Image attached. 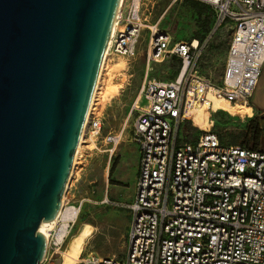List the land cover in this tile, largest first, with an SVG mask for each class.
I'll return each mask as SVG.
<instances>
[{
	"label": "built area",
	"instance_id": "built-area-1",
	"mask_svg": "<svg viewBox=\"0 0 264 264\" xmlns=\"http://www.w3.org/2000/svg\"><path fill=\"white\" fill-rule=\"evenodd\" d=\"M197 1L215 10L213 32L226 24L232 30L220 84L198 71L212 34L203 41H174L150 20L144 0H122L106 58L134 57L145 30L147 72L172 58L180 61V71L168 82L145 78L132 105L139 165L134 198L124 204L130 212L126 257L91 253L82 264H264V148L223 143L213 121L179 142L182 124L195 122L186 111L208 100L210 90L232 104H249L264 67V0ZM93 109L87 132L98 136L104 123ZM123 136L119 131L104 138L111 155ZM61 222L59 217L49 232L44 260L63 246Z\"/></svg>",
	"mask_w": 264,
	"mask_h": 264
},
{
	"label": "water",
	"instance_id": "water-1",
	"mask_svg": "<svg viewBox=\"0 0 264 264\" xmlns=\"http://www.w3.org/2000/svg\"><path fill=\"white\" fill-rule=\"evenodd\" d=\"M122 0H0V264H41Z\"/></svg>",
	"mask_w": 264,
	"mask_h": 264
},
{
	"label": "rangeland",
	"instance_id": "rangeland-1",
	"mask_svg": "<svg viewBox=\"0 0 264 264\" xmlns=\"http://www.w3.org/2000/svg\"><path fill=\"white\" fill-rule=\"evenodd\" d=\"M144 3V8L151 13L150 20L160 22L161 30L168 32L174 41L190 40L194 35L203 37L206 32L200 23L204 20H210L211 29L214 27L212 13L199 17L185 0H144ZM231 37L230 25L216 30L201 59L200 74L216 84L222 80ZM148 41V31L144 30L134 57L109 55L103 59L93 112L102 117L104 125L100 135L94 136L90 132L85 135L65 192L67 206L77 208L80 213L70 220L59 252H49L41 264H60L69 251L72 237L81 233L85 223L93 229L77 264H82L91 253L118 259L126 257L130 214L124 204L128 202L129 194L135 191L138 169L137 155L134 154L136 147L131 136L136 118L132 105L145 78L168 82L174 80L180 71L179 63L170 60L152 65L147 72L145 52ZM254 98L255 94L244 109L219 97H211L195 109H188L187 116L193 117L195 122L191 120L182 124L179 142L182 144L195 138L201 133V127L210 128L213 121L212 129L223 142L255 145V132L259 129L263 140L258 146L264 147V110L256 108ZM147 103L143 99L141 105ZM208 108L216 113L211 114ZM119 131H124L123 140L111 155L104 138L110 132ZM115 161L116 167L110 175Z\"/></svg>",
	"mask_w": 264,
	"mask_h": 264
},
{
	"label": "bare ground",
	"instance_id": "bare-ground-1",
	"mask_svg": "<svg viewBox=\"0 0 264 264\" xmlns=\"http://www.w3.org/2000/svg\"><path fill=\"white\" fill-rule=\"evenodd\" d=\"M116 22H117V20H116ZM116 22H115L114 28L112 30V35H113L114 31H115ZM109 43H110V41H109ZM108 46H109V44H108ZM104 57L106 58V54H105ZM102 70H101V73H102ZM101 73H100V76L98 78L97 86H96L95 93H94V96H93V99H92V102H91V105H90V108H89L88 115L86 117V121H85L84 129H83V132H82L81 140H80L79 146L77 148V152L75 154V162L73 164V169H72L71 174H70V179H71V177H72V175L74 173V168H75V164H76V161H77V157L79 155L82 143L84 142V139H85V135H86V132H87V123H88V120L90 118V112H91V110L93 108V105H94L96 92H97V89H98V86H99V81H100V78H101ZM211 97L223 98V97L218 96L214 90H210L208 92V99H210ZM223 99H225V98H223ZM234 105L236 107H238V108H243V109L248 107V105H245L244 103H239V104H234ZM67 187H68V184H67ZM64 205H65V195L63 197L62 206H64ZM79 213H80V211L77 208L70 207V208H68L66 210H63L62 207H61L58 217L55 218V220H53L51 222H43L40 225L39 230L47 238L48 235H49L50 230H52L55 227V225L58 222V218L60 217V218H62L64 220V222L67 223V224H64V226L62 225L63 227H61V235L63 236L64 233L66 232L67 228H68L70 220L71 219H75L76 217H78ZM92 229H93V227H91L89 224L85 223L84 224V229L81 231V233L79 235L76 234V235H74L72 237V239L70 241V244L68 246L69 251H68L66 257L63 258V261L60 264H77L78 263L79 256H80L81 253H83L85 242H86L87 238L90 236V234L92 233Z\"/></svg>",
	"mask_w": 264,
	"mask_h": 264
},
{
	"label": "crops",
	"instance_id": "crops-1",
	"mask_svg": "<svg viewBox=\"0 0 264 264\" xmlns=\"http://www.w3.org/2000/svg\"><path fill=\"white\" fill-rule=\"evenodd\" d=\"M175 1V0H174ZM181 1H183V0H181ZM197 1V0H196ZM176 2V1H175ZM200 2V1H199ZM202 4H205V3H203V2H201ZM205 5H207V4H205ZM209 6V5H208ZM211 7V6H210ZM212 8V7H211ZM213 9V8H212ZM212 11H214V14H213V19H214V22H213V24H214V27L211 29V31H210V33H209V35L210 34H212V36H211V39L213 38V35H214V33H215V31L213 32V30H214V28H215V22H216V14H215V10L213 9ZM207 15H209V13H206ZM159 24H160V22H159ZM226 25H229V24H226ZM226 25H223V26H221L220 28H222V27H224V26H226ZM220 28H218V29H220ZM217 29V30H218ZM213 32V33H212ZM208 35V36H209ZM211 39H210V41H211ZM192 40H194V39H192ZM195 40H198V39H195ZM183 41H190V40H183ZM209 41V42H210ZM206 50V49H205ZM228 51H229V49H228ZM227 55H228V53H227ZM202 59V58H201ZM170 60H172V61H177L178 63H179V65H180V61L177 59V58H172V59H169V60H166V62L167 61H170ZM226 60H227V58H226ZM200 63H201V60H200V62H199V65H198V71H199V68H200ZM226 65V64H225ZM224 71H225V69H224ZM200 73V72H199ZM223 75H224V73H223ZM209 78V77H208ZM222 78H223V76H222ZM222 81V80H221ZM221 83V82H220ZM220 83H218V84H220ZM253 94H255V98H254V102H255V106H256V108L257 109H262V110H264V67H263V71H262V74H261V77H260V79H259V82H258V85H257V88H256V90L254 91V93ZM253 96V95H252ZM212 113H216L215 111H212L211 112V114ZM210 114V115H211ZM185 123V122H184ZM260 128H262L261 126H260ZM221 138V137H220ZM263 140V137L261 136L260 137V140L259 141H262ZM223 142V141H222ZM132 143L134 144V146L136 147L135 148V151H134V154L135 155H137V159H138V162H137V165H139V149H138V146L132 141ZM223 143H226V142H223ZM226 144H241V143H226ZM245 144H249V143H245ZM255 146V145H254ZM256 147H261V148H264V147H262V146H256ZM137 175H138V169H137ZM137 178V177H136ZM137 180V179H136ZM134 193H135V191L132 193V194H129V200H128V202H126V203H129V202H131L132 200H133V198H134ZM129 214H130V212H129Z\"/></svg>",
	"mask_w": 264,
	"mask_h": 264
},
{
	"label": "trees",
	"instance_id": "trees-1",
	"mask_svg": "<svg viewBox=\"0 0 264 264\" xmlns=\"http://www.w3.org/2000/svg\"><path fill=\"white\" fill-rule=\"evenodd\" d=\"M185 1L190 3L192 9L196 12V14L199 17H202L203 15H206V13L214 14V11H212L213 9L210 6H208V5L202 4L201 2L196 1V0H185ZM200 25L202 26L203 30L206 33L201 38L196 36V35H194L192 39H198L200 41H203L209 35V33L211 31L210 20H204L203 22L200 23ZM192 39H190V40H192ZM260 133H261V131L259 129H257L256 132H255V139H254L255 140V146H258V143H259V140H260ZM245 143L246 142H241V144H245ZM115 167H116V161L114 162L113 166L110 169V175H112Z\"/></svg>",
	"mask_w": 264,
	"mask_h": 264
}]
</instances>
